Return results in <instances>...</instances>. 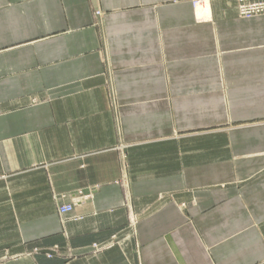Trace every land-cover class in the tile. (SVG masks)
I'll list each match as a JSON object with an SVG mask.
<instances>
[{"label":"crops","instance_id":"obj_1","mask_svg":"<svg viewBox=\"0 0 264 264\" xmlns=\"http://www.w3.org/2000/svg\"><path fill=\"white\" fill-rule=\"evenodd\" d=\"M206 1L0 0V264H264V14Z\"/></svg>","mask_w":264,"mask_h":264},{"label":"built area","instance_id":"obj_2","mask_svg":"<svg viewBox=\"0 0 264 264\" xmlns=\"http://www.w3.org/2000/svg\"><path fill=\"white\" fill-rule=\"evenodd\" d=\"M197 1V0H196ZM235 1L237 12L242 17H251L258 14H264V0H229ZM195 2V0H194ZM99 14V12H96ZM73 209V204H65L58 207L59 214H66ZM93 248L100 250L105 247H99L96 244H93ZM56 254V247L52 248L49 252L46 253V256L50 257Z\"/></svg>","mask_w":264,"mask_h":264},{"label":"bare ground","instance_id":"obj_3","mask_svg":"<svg viewBox=\"0 0 264 264\" xmlns=\"http://www.w3.org/2000/svg\"><path fill=\"white\" fill-rule=\"evenodd\" d=\"M203 9V10H202ZM205 10H208L207 1L206 0H198L195 5V11L197 15L204 14Z\"/></svg>","mask_w":264,"mask_h":264},{"label":"rangeland","instance_id":"obj_4","mask_svg":"<svg viewBox=\"0 0 264 264\" xmlns=\"http://www.w3.org/2000/svg\"><path fill=\"white\" fill-rule=\"evenodd\" d=\"M197 2H198V0H197V1L195 0V2H194V0H193V2H192L193 5H194V9H195V5H196ZM62 205H65V204H61V203H59L58 207H60V206H62ZM58 213H59V211H58ZM62 215H64V214H62ZM53 248H54V247H53ZM35 250H36V249H35ZM49 251H50V249H49L48 251H46V252L44 251L43 253H45V255H46V253L49 252ZM57 251H58V248L56 247V253H58Z\"/></svg>","mask_w":264,"mask_h":264}]
</instances>
